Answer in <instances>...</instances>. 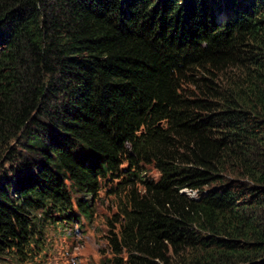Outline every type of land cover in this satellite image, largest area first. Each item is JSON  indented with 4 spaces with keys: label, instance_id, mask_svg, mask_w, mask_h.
Returning <instances> with one entry per match:
<instances>
[{
    "label": "trees",
    "instance_id": "trees-1",
    "mask_svg": "<svg viewBox=\"0 0 264 264\" xmlns=\"http://www.w3.org/2000/svg\"><path fill=\"white\" fill-rule=\"evenodd\" d=\"M107 187L129 264H264V0H0V255Z\"/></svg>",
    "mask_w": 264,
    "mask_h": 264
},
{
    "label": "rangeland",
    "instance_id": "rangeland-1",
    "mask_svg": "<svg viewBox=\"0 0 264 264\" xmlns=\"http://www.w3.org/2000/svg\"><path fill=\"white\" fill-rule=\"evenodd\" d=\"M143 171L148 179L159 177L153 166H144ZM118 204L109 187L102 189L91 219L81 217L67 228L49 227L42 247L32 248L35 255L21 260L13 254L0 255V264H129L125 251L111 241L119 242ZM154 264L160 263L154 260Z\"/></svg>",
    "mask_w": 264,
    "mask_h": 264
}]
</instances>
